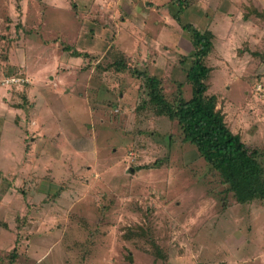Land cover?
Listing matches in <instances>:
<instances>
[{
  "label": "rangeland",
  "instance_id": "1",
  "mask_svg": "<svg viewBox=\"0 0 264 264\" xmlns=\"http://www.w3.org/2000/svg\"><path fill=\"white\" fill-rule=\"evenodd\" d=\"M184 6L0 0V264H264V200L239 203L130 71L189 100L182 26L211 31L207 95L264 173V0Z\"/></svg>",
  "mask_w": 264,
  "mask_h": 264
},
{
  "label": "trees",
  "instance_id": "2",
  "mask_svg": "<svg viewBox=\"0 0 264 264\" xmlns=\"http://www.w3.org/2000/svg\"><path fill=\"white\" fill-rule=\"evenodd\" d=\"M175 1L181 9L175 19L181 23L180 13L185 9L184 0ZM182 27L190 34L194 48L192 65L187 73V80L192 86L189 100L180 96L176 105H171L164 97L159 79L136 69L130 70L131 74L144 81L150 105L156 113L178 121L184 140L194 145L205 161L220 173L239 203L264 200V173L258 161V152L251 151L228 128L223 114L217 110L216 96L207 95V81L212 70L206 60L213 51V33L209 30L201 31L190 23ZM115 65L119 72L127 69L123 56Z\"/></svg>",
  "mask_w": 264,
  "mask_h": 264
}]
</instances>
